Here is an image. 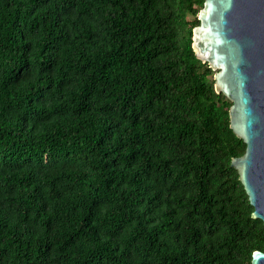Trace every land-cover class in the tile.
Returning <instances> with one entry per match:
<instances>
[{"label": "trees", "instance_id": "16d2710c", "mask_svg": "<svg viewBox=\"0 0 264 264\" xmlns=\"http://www.w3.org/2000/svg\"><path fill=\"white\" fill-rule=\"evenodd\" d=\"M203 4L0 0V264L264 251L231 101L192 49Z\"/></svg>", "mask_w": 264, "mask_h": 264}, {"label": "water", "instance_id": "95a60500", "mask_svg": "<svg viewBox=\"0 0 264 264\" xmlns=\"http://www.w3.org/2000/svg\"><path fill=\"white\" fill-rule=\"evenodd\" d=\"M192 30L195 56L214 70V89L230 101L229 126L245 142L233 157L239 179L264 223V0H204ZM264 264V251L251 254Z\"/></svg>", "mask_w": 264, "mask_h": 264}, {"label": "rangeland", "instance_id": "374dc122", "mask_svg": "<svg viewBox=\"0 0 264 264\" xmlns=\"http://www.w3.org/2000/svg\"><path fill=\"white\" fill-rule=\"evenodd\" d=\"M192 18V17H191ZM214 71V70H213Z\"/></svg>", "mask_w": 264, "mask_h": 264}]
</instances>
